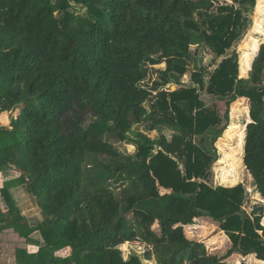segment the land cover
<instances>
[{
    "label": "trees",
    "instance_id": "16d2710c",
    "mask_svg": "<svg viewBox=\"0 0 264 264\" xmlns=\"http://www.w3.org/2000/svg\"><path fill=\"white\" fill-rule=\"evenodd\" d=\"M255 4L0 0V113L21 107L10 127H0V171L20 173L3 187L10 207H0L1 228H14L29 243L36 231L43 238L35 253L18 249V264H233L227 259L235 252L256 254L264 264L261 218L243 208L245 186L208 183L225 131L218 164L232 163L221 180L238 182L236 156L244 152L264 201V44L251 70V52L240 63L230 52ZM256 14L254 31L264 36V0ZM248 40L256 51L260 40ZM202 44L215 62L225 56L210 72L191 49ZM194 62L192 84L185 85ZM162 63L159 80L147 87L151 67ZM169 83L176 89H158ZM241 97L250 100L246 127L238 122L248 113L245 99L235 102ZM111 138L137 151L125 154ZM12 184L26 187L42 215L38 225L21 214ZM204 217L231 238L225 255L186 235L185 227ZM133 243L146 247L144 255L124 257L121 247Z\"/></svg>",
    "mask_w": 264,
    "mask_h": 264
},
{
    "label": "rangeland",
    "instance_id": "374dc122",
    "mask_svg": "<svg viewBox=\"0 0 264 264\" xmlns=\"http://www.w3.org/2000/svg\"><path fill=\"white\" fill-rule=\"evenodd\" d=\"M215 2H216V5L225 4V3L226 4H232L234 2V0H215ZM257 4H258V0H256L255 6L251 7L250 11L246 13L247 14L246 16L248 17V26L245 30H243V35H242L241 39L230 49V52L235 50V52L237 53L236 55H237L239 63L242 60V55L245 51L252 53L250 70L252 68V63L254 62L256 56L258 55L261 46L264 44V36H262V34L256 33L254 31V28L256 26V18H257V14H256V5ZM259 18H260V22L262 24V29L264 30V15L262 14ZM249 36H255L260 40L258 49L256 51L251 50L254 46L252 44V41L248 40ZM191 49H192V52H193L195 59L197 60L198 65L200 67L208 68L209 72L212 70H215L217 68V66L219 65V63L225 57V56H222L217 60V62H215L214 54L211 51V48L209 46L203 45V44L202 45H195ZM240 67H241V65L239 66V74L241 76ZM160 68H165V63L151 67L150 74L144 83V84H146L147 87L152 88V87H154V84L157 83V80H159V74L157 73V70ZM194 68H195V62L190 66L189 72L183 77L182 81L185 85L192 84L191 72L193 71ZM250 70L248 71L247 75L244 76L245 78L249 77ZM208 79H209V75L206 74L205 75L206 82L208 81ZM169 87H171L170 89H172V90L176 89V85L174 83H171V84L169 83L166 85L163 84L158 89L161 90V89H165V88H169ZM155 90H156L155 93L157 94V88ZM201 94H202L201 98L205 102H207V103L212 102L211 95L209 93H207L205 90H203L201 92ZM245 100H246V106L248 108V113L242 112L238 122L240 123L241 126L246 127L247 124L251 121V118L249 116L250 100L248 98H245ZM235 102L237 103V101H235ZM235 102L230 107V125L233 121L232 115H231V110H232V106L235 104ZM152 103H153V100L148 101L146 103V106L148 108H151ZM219 108L221 111L225 110V106L223 105V103L221 104V106H219ZM20 109H21V107L13 109L12 111H8L7 115H4V119L8 120V122L12 121V117H17L19 115ZM141 129L144 130L148 135H150L153 138L156 137L158 134L157 130L146 131V128L144 126H141ZM166 133L169 136L171 135L170 131H166ZM224 134H225V131H224L223 135ZM223 135H222V137H223ZM222 137H220L215 144V146L217 147L218 152H219V158L216 160V162L214 163V165L212 167L211 175H210V178L208 179V183L213 187H217V186L233 187V186H236V185L242 183L246 188V198L244 200L243 208L247 211L248 214H250L252 216V218H255V216L253 215V210H256V213H258L260 215L261 225L263 228L257 229V232L264 239V201L262 200L263 198L261 197L260 193L257 191V189L255 187V183L253 181V178H252L250 172L248 171L247 167L244 164V152L242 155L238 154L236 156V158L240 160L239 164L236 163V166H235L236 170L234 172V174L239 177L238 182L236 184L232 185L230 183L229 184L224 183L221 180V176L225 172L230 171L231 166H229V164L232 163V160L231 161L228 160L224 164H218V160L222 156L223 151H221L218 148L217 144L219 143V141ZM111 139H112V142L114 143V145L116 146V148L125 154H133L137 151V148H138L137 145L129 144V143H126L123 141H117L114 138H111ZM198 139H199V137H197V141H198ZM235 142H236V140L233 143H231L232 144L231 146L236 147ZM231 151L232 150L229 151V154H232ZM241 157H242V160H241ZM13 170H15V169H13ZM7 171H9L6 174L7 178L11 177L10 179H13L12 177H16L17 175L20 174L18 171L16 173L11 171V169H8ZM169 191H171V189L161 188L162 193L169 192ZM21 195L24 196L25 194L21 193ZM153 228L156 231L160 230L159 224L157 222L153 225ZM185 233L191 239H195V240H199V241L204 242L210 253L218 254L220 256L225 255L233 245L231 238L229 237V235L224 230H222L220 228L219 223L215 222V221H213L207 217L198 218L197 220H195V223L193 225L186 226L185 227ZM121 249L123 250L124 257L128 258L133 252H136L137 254H139L141 256L144 255L146 247H141L139 244L133 243V244H126L125 246L123 245L121 247ZM33 253H35V252H33ZM257 259L258 258H257L256 254H249V255L245 256L241 253L235 252L227 259V261L230 263H233V264H258ZM144 261L146 264H156V261L154 259L149 260V261H146V260H144Z\"/></svg>",
    "mask_w": 264,
    "mask_h": 264
},
{
    "label": "crops",
    "instance_id": "0c3cea01",
    "mask_svg": "<svg viewBox=\"0 0 264 264\" xmlns=\"http://www.w3.org/2000/svg\"><path fill=\"white\" fill-rule=\"evenodd\" d=\"M246 97H241L237 102L241 99H245ZM8 111L0 113V127L6 126L10 127L11 121L4 119V115H7ZM10 123V124H9ZM13 172H17V170L11 169ZM7 172L9 171H0V207L3 212L8 211L9 204L6 201V198L3 196V187L6 182H11L20 177V174L16 177L7 178ZM9 192L11 197H13L16 205L20 208L21 214L26 218L27 222L30 226H35L42 221V215L33 203L31 195L28 193L26 187L19 184H12V187L9 188ZM21 193L25 194L24 196ZM159 224V223H158ZM3 226L2 222H0V228ZM160 227V226H159ZM32 241L30 242L26 240V238L22 237L14 228H4L0 229V264H18L17 251L18 249H27L29 253L36 252L40 248V244L43 243V238L40 231H36L31 235Z\"/></svg>",
    "mask_w": 264,
    "mask_h": 264
}]
</instances>
